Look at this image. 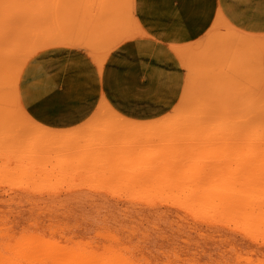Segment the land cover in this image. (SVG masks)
Segmentation results:
<instances>
[{
    "label": "rangeland",
    "instance_id": "1",
    "mask_svg": "<svg viewBox=\"0 0 264 264\" xmlns=\"http://www.w3.org/2000/svg\"><path fill=\"white\" fill-rule=\"evenodd\" d=\"M211 8L212 0H0V244L6 243V248L7 243L19 241L24 245L21 251L26 250L12 254L10 264H264V204L248 206L249 212L241 207L234 214L233 204L204 209L199 197L201 190L217 184L214 176L228 184L226 172L234 175L231 182L237 190L246 189L251 197L264 191V172L254 183L243 185L249 172L264 171L260 141L264 138L258 139L261 131L264 135V44L260 41L219 18L197 42L173 47L183 67L184 89L167 114L189 120L185 129L191 132L178 133L175 140L169 135L162 141L153 137L154 131L168 127L159 125L161 120L150 127L133 126L120 113L118 117V112L106 109L98 111L99 120L94 115L98 107L87 119L88 126L84 121L58 129L34 119L22 101L23 106L15 103L23 74L19 72L44 50L83 49L104 65L113 50L140 34L135 12L148 25H165L173 11H192L185 36L191 38L196 34L194 23L199 24V32L204 30ZM222 43L230 52L228 58ZM81 68L76 62L69 65L62 89L85 70ZM42 70L36 66L24 76V84L32 85V96L39 83L48 85L51 78L61 76L47 71L51 75L45 79ZM190 79L196 84L192 91ZM192 107L201 113L198 122ZM252 126L258 129L254 137ZM108 127L114 132L109 129V133ZM215 134L224 145L219 144L221 139L212 141ZM252 138L259 140L258 149ZM249 158L251 164L244 168L241 162ZM121 161L125 176L123 172L113 176L116 170L121 173L117 165ZM144 161L159 165L152 169L149 163V170ZM218 161L216 169L213 165ZM172 162L178 164L173 171ZM124 165L135 172L139 168L140 173L154 172L145 171L139 178V172L125 171ZM162 165L169 168L170 176ZM159 168L167 179H160ZM23 169L29 172L23 174ZM196 172L201 180L195 181L198 189L192 180ZM130 173H135V181H129ZM180 176L195 177L187 182L182 177L183 184L177 180ZM191 189L200 190L196 194ZM261 197L255 201L264 202Z\"/></svg>",
    "mask_w": 264,
    "mask_h": 264
},
{
    "label": "crops",
    "instance_id": "2",
    "mask_svg": "<svg viewBox=\"0 0 264 264\" xmlns=\"http://www.w3.org/2000/svg\"><path fill=\"white\" fill-rule=\"evenodd\" d=\"M135 14L140 34L113 50L102 69L88 52L78 48L55 47L33 57L26 65L19 85L22 104L29 114L43 125L65 129L86 121L106 99L126 118L135 121L158 119L178 104L184 89L183 67L173 47L197 42L214 28L219 18L264 44V0H212L204 30L199 32V24L194 23L196 34L191 38L185 36L187 26L191 25L192 11H173L165 25H148L137 12ZM74 62L95 78L90 91L93 97L79 108L70 107L65 113H57V107L51 103V99H47L49 104L41 108L34 105L32 85L24 84L26 72L41 66L50 73L58 71L61 76H65L69 65ZM52 87L59 95L61 81H54ZM57 95L52 101L54 104ZM72 113L75 117H70Z\"/></svg>",
    "mask_w": 264,
    "mask_h": 264
},
{
    "label": "bare ground",
    "instance_id": "3",
    "mask_svg": "<svg viewBox=\"0 0 264 264\" xmlns=\"http://www.w3.org/2000/svg\"><path fill=\"white\" fill-rule=\"evenodd\" d=\"M223 45H226V44H224V43H222V46ZM224 47V46H223ZM224 50L226 51V49H225V47H224ZM227 53H228V55H230L229 53L230 52H228V51H226L225 52V55L227 56ZM234 53H236V52H234ZM233 52H231V55L232 54H234ZM238 57H241V55H239ZM226 58H228V56L226 57ZM235 58H237L236 56H235ZM235 58H233V59H235ZM233 59H231L230 61H231V65H233ZM241 59V61H242V58H237V60L239 61ZM233 60V61H232ZM236 60V61H237ZM46 61V60H45ZM96 62V61H95ZM227 62V61H226ZM238 64V63H237ZM98 65V64H97ZM230 65V66H231ZM234 65H236V63L234 64ZM234 65L232 66V67H234ZM102 66H104L103 64H100V65H98V67H102ZM230 66H228V67H230ZM81 67V66H80ZM225 67H227V66H224V68ZM78 69V68H77ZM82 69V68H81ZM100 69H102V68H100ZM80 70V69H79ZM4 71V70H3ZM23 71H21V72H19V73H22ZM42 72H43V75H45V79L48 77V76H50L51 74H46V72H47V70L45 69V67H43V70H42ZM11 73H15V72H13V71H11ZM9 74V73H8ZM16 74H18V73H16ZM16 74H14L13 75V77H15L16 79H17V77H19V76H17ZM54 75V74H53ZM17 76V77H16ZM20 76H21V74H20ZM54 76H56V73H55V75ZM69 76V75H68ZM73 78V77H72ZM19 79H20V77H19ZM18 80V79H17ZM16 80V81H17ZM56 80L57 81H61V83H62V80H63V76L61 77H56L55 79H53V78H51L50 79V82H49V84L48 85H46V84H43L42 82L41 83H39L38 84V87H36V90H35V96H31V98H32V101H33V104L34 105H38L39 106V108H41L42 106H45V105H47V104H49V101H50V99L53 101L54 100V97L57 95L54 91H53V87H52V84L54 83V81L56 82ZM192 82V83H191ZM16 83V82H15ZM19 83V82H18ZM195 83H196V81H195ZM94 84H95V78L93 77V76H91L90 74H89V72L87 71V70H83V71H81L74 79H72V81L64 88V89H61V91H60V94L59 95H57V101H56V103L54 104V102H52L51 101V103L53 104V105H55V107H57V113H65V111H67V110H69L70 109V107H80L81 105H83V104H85V102L86 101H88V100H90L91 99V97H93V95L91 94V89H92V87L94 86ZM194 82H193V79H192V81H191V79H190V81H189V88H190V91H192L193 89H195V86H196V84H194ZM18 85V84H17ZM16 90H17V88H16ZM18 92V93H17ZM15 91V103L17 104L19 101L21 102L22 100L19 98L20 96V93H19V90L18 91ZM192 93V92H191ZM17 94H19V95H17ZM18 96V97H17ZM18 99H20V100H18ZM49 101H48V100ZM16 100H17V102H16ZM18 103V104H20V105H22L21 103ZM47 103V104H46ZM51 104V106L52 107H54L53 105ZM198 105H200L201 106V104H199L198 103ZM23 106V105H22ZM44 108V107H43ZM102 109H106V110H109V111H111V112H113L114 111V114H115V112H117L111 105H110V103L106 100V99H103V101H102V103L100 104V106H99V108L97 109V111H95L94 112V115H96V117H98V115L97 114H100V115H102L101 114V112L99 113L98 111L100 110H102ZM192 109L195 111L194 112V114H195V121H197L198 120V117H197V115L199 116V115H201V113L199 112V113H197V110L196 109H194V107H192ZM78 110V109H77ZM177 110H178V107H177ZM175 112V111H174ZM169 113H171V112H169ZM178 113V112H177ZM113 113H112V115H114ZM72 116H74V113H72L71 114ZM70 115V116H71ZM120 115H122V114H120ZM120 115H119V112H118V114H117V116L118 117H120ZM117 116H115V117H117ZM180 115H178V114H173V115H171V114H167L166 116H164V117H162V118H160V119H158V120H155V121H144V122H141V121H135V120H132V119H129V118H126L125 116H124V119L126 120V121H128L129 122V124H131V125H133V126H135V125H141V124H143V125H146V127H150V124H153L154 125V123L156 124V125H158V122L160 121V123H159V125H164V124H168V127L166 128V129H161V131H154V133L152 134L153 135V137L155 136H158L157 137V139H159V141H162L164 138V140H166L167 138H169V137H171V138H173V140H175V138L177 139L178 137H177V134L179 133H183V131H185L186 129H188V126H186V125H188L189 124V120H186V119H181V118H178ZM75 117V116H74ZM92 117V116H91ZM95 117V116H94ZM94 117H93V119H94ZM95 117V118H96ZM111 117V116H110ZM100 118H102V116L100 117ZM100 118L98 117V119L100 120ZM96 120V119H94L96 122H98L99 120ZM163 120V121H162ZM91 120L89 119V120H86L84 123H87V126H88V124H90V123H88V122H90ZM158 121V122H157ZM185 121V122H184ZM94 121L92 120V123H93ZM157 122V123H156ZM198 122V121H197ZM163 123V124H162ZM185 123V124H184ZM188 123V124H187ZM135 124V125H134ZM181 126H183V127H179L180 125ZM82 125V124H81ZM185 125V126H184ZM84 126H86V125H84ZM189 126H190V124H189ZM79 127V126H78ZM113 126H111V128H112ZM179 127V128H178ZM253 127V126H252ZM80 128V127H79ZM110 127H108V129H106V130H108L109 131V129L110 130H113V129H111ZM186 128V129H185ZM254 129H256V130H254L255 131V133H254V131L252 132L253 133V137H254V134L256 135L257 133V127H253ZM68 129V128H67ZM73 129V128H72ZM184 129V130H183ZM79 130V129H78ZM105 130V131H106ZM71 131H73L74 132V130H71ZM88 131V130H87ZM104 131V132H105ZM182 131V132H181ZM72 132V133H73ZM77 134H79L80 135V131H75ZM112 132V131H111ZM113 132H114V130H113ZM186 133H185V136H188V132H189V134L191 133L190 131H185ZM263 131H261L260 133L262 134V136L260 137V136H258L259 138L258 139H260V138H264V135H263V133H262ZM90 133V131L89 132H87V134H89ZM106 133H108V132H106ZM109 133H110V131H109ZM108 133V134H109ZM73 134H75V133H73ZM72 134V135H73ZM77 134H75L74 136H75V138H76V135ZM83 134H84V132H83ZM82 134V135H83ZM107 134V135H108ZM180 134V135H181ZM260 134V135H261ZM110 135H116V136H118L117 134H110ZM109 135V136H110ZM160 135V136H159ZM169 135V137H167ZM184 135V134H183ZM214 135V134H213ZM216 135L218 136V134H215V138H217V139H215L214 137V139L211 137V135L209 136V137H211V138H209V139H207V140H209V142H211V140L213 141V142H217V143H219L218 142V140H220L221 138H220V136L219 137H216ZM258 135V134H257ZM78 136V135H77ZM106 136V135H105ZM175 136V137H174ZM231 136H232V134H231ZM107 137V136H106ZM105 137V138H106ZM162 137V138H161ZM233 137H235V136H232V139H233ZM73 138V137H72ZM72 138H70V143L72 142L71 141V139ZM74 138V139H75ZM161 138V139H160ZM219 138V139H218ZM235 139V138H234ZM76 140V139H75ZM254 139L252 138V141H253ZM69 141H68V143H69ZM74 141V140H73ZM221 141H222V143L220 142L219 144H223L224 145V142L225 141H223V139H221ZM256 143H255V142ZM253 142H254V145H256V146H258V145H260L259 143H257V141L259 142V140H254ZM260 141L263 143L264 142V139L262 140V139H260ZM252 142V143H253ZM36 146V145H35ZM90 145H88V146H86L87 148L89 147ZM261 146V145H260ZM260 146H258V147H255L254 149H258ZM69 148V147H68ZM88 152V151H87ZM101 153V152H100ZM146 153V152H145ZM144 153V154H145ZM86 154V153H85ZM99 154V153H98ZM100 156V155H99ZM102 156H104V155H102ZM130 156V155H129ZM145 156V155H144ZM86 157V156H85ZM134 157V156H133ZM143 157V156H142ZM82 159H84V155H82V157H81ZM99 158V157H98ZM151 158H153V157H151ZM151 158H150V160H151ZM81 159V160H82ZM86 159V158H85ZM84 159V160H85ZM133 159V158H132ZM143 160L144 159H148L149 160V157L148 156H146V158L145 157H143L142 158ZM168 159V157L166 158L165 157V160H167ZM100 160H101V158H100ZM99 160V161H100ZM123 160V159H122ZM154 159H152V162H154L153 161ZM162 160H164V159H162ZM164 160V161H165ZM83 161V160H82ZM86 161V160H85ZM98 161V160H97ZM102 161H103V159H102ZM101 161V162H102ZM126 161V159L124 160V162ZM158 161V160H157ZM84 162V161H83ZM145 162V161H144ZM160 162H163V161H160ZM80 163H81V161H80ZM104 163V162H103ZM126 163H127V161H126ZM125 163V164H126ZM151 164V166L153 167H151V166H149L150 164ZM173 163V162H172ZM176 163V162H175ZM173 163V164H171L172 166H170V168L171 167H175V165H177L178 166V164L176 163ZM244 163V162H243ZM242 162H241V165H244V168H245V166H247V165H249L250 166V164H251V159L249 158V159H246V162H245V164H243ZM249 163V164H248ZM83 163H81V165L80 166H83V165H85L86 166V164H83ZM97 164V163H96ZM101 164V163H100ZM124 164V163H123ZM122 164V161H121V164L119 163V164H117L118 165V168H119V171L121 170L120 169V166L121 165H123ZM147 164H149V165H147V167H145ZM145 166L142 164V162L140 163V167H141V165H143L144 166V168H147V169H155V168H157L158 166H156L157 164L159 165V163L157 162H155V164H153V163H151V161L149 162L148 161V163H146L145 162ZM98 165H99V162H98ZM109 165V164H108ZM117 165H116V167H117ZM166 165V164H165ZM165 165H162L163 167H165V169H163V167L161 166L160 168L161 169H163V171H165L166 170V174H168L169 172H168V170L167 169H169L167 166H165ZM220 165V161H218V164L216 163V165L214 164L213 166H216L215 168L217 169V167ZM102 166V165H101ZM103 166H106V165H103ZM125 167L124 168H126L125 169V171H130V172H135V170H134V168L133 167H131L130 165H128V166H130L131 167V169H132V171H131V169L129 170V168H128V166H126V165H124ZM176 166V167H177ZM205 166V165H204ZM203 166V167H204ZM248 166V167H249ZM106 167H108L109 168V166H106ZM105 167V168H106ZM149 167V168H148ZM151 167V168H150ZM155 167V168H154ZM167 167V168H166ZM171 168L172 170L171 171H173L175 168ZM202 167V166H201ZM82 168H84V167H82ZM99 168H100V166H99ZM107 168V169H108ZM117 168V169H118ZM123 167H122V170L124 169ZM143 167H141V169H142ZM159 168V169H160ZM214 168V167H213ZM214 168V169H215ZM219 168V167H218ZM243 168V169H244ZM78 169H80V168H78ZM101 169V168H100ZM104 169V168H103ZM128 169V170H127ZM147 169H143V170H141V172L143 171V173L145 172V171H147V175H150V172H152V171H149L148 172V170ZM161 169H160V171H158L159 173H160V176H161V180L162 179H164L163 177H168V175L166 176V174H165V172H163V171H161ZM215 169V170H216ZM239 169V168H238ZM243 169H241V170H239V172L240 171H242L243 172ZM24 170H26V169H23V174H24ZM109 170V169H108ZM110 170H111V168H110ZM114 170H115V168H114ZM112 171L111 173H113V172H115V171ZM139 170H140V168L139 169H137V171L136 172H139ZM259 170V169H258ZM258 170H253V171H251V172H249V173H247V174H249L250 175V178L248 177L247 178V180L248 181H246V182H244V186H246L245 184H248V185H250V184H252V183H254L255 181H257L256 179L257 178H259V176L258 175H260V174H262V172H264V171H262V170H260V171H258ZM27 171V170H26ZM117 172H115L116 173V175L115 174H113V176H119V175H122L123 173H124V175H122V177L123 176H125V172H123V171H120L121 173H119L118 172V170H116ZM170 171V172H171ZM197 171V170H196ZM201 171H202V173L201 174H203V172H204V170H202V168H201ZM200 171V172H201ZM27 172H29V171H27ZM31 172V171H30ZM123 172V173H122ZM135 172V173H136ZM154 172V171H153ZM152 172V173H153ZM199 172V171H198ZM198 172H196V173H194L195 175H197L196 176V178L194 179H192V177H195V176H190V177H183L184 179H185V181L187 180L188 181V179H192V180H194V182L195 181H197V180H199V181H201L200 179H202V177L204 176H202L201 174H200V172L198 173ZM232 172V171H231ZM230 172V173H231ZM246 172H248V170H246ZM26 173V172H25ZM47 173H49V172H47ZM117 173H118V175H117ZM134 173V174H135ZM140 173V172H139ZM138 173V174H139ZM143 173H140V175H137L138 177L139 176H141V174H142V177L143 176H145L146 174H144L143 175ZM172 173V172H171ZM200 174L199 175V177L200 176H202V177H200V179H198V174ZM234 173V172H233ZM134 174H129L130 176H134V177H136V175H134ZM137 174V173H136ZM226 174H227V176H228V178H230V181H228V184L226 183V184H221V182H220V179L221 178H218V176L216 177V176H214V178H217L215 181H216V183L218 184H221V185H217V184H215L214 183V187H212L213 189L212 190H209V189H205L204 191H200L199 193H200V200H201V202H202V206H203V208L204 209H210V210H212V211H214L215 209H217V208H226V207H228V206H230V205H232V206H235V208H233V210H232V212L234 213V214H236L237 212H238V210L241 208V207H243V208H245L246 210H248V212H249V208H251V206H254L255 204L256 205H258V203H259V205L260 204H264V202H262L261 203V201L260 202H257V201H255V199L256 198H260L261 196V198H264V191H262V190H258L259 192L257 193H255L254 195H256V194H258L257 196H254V197H251V196H249V194H247V190L245 189V191H242V190H237V184H236V186H235V183H233V185H232V182H231V179H232V181H234L233 180V176L234 175H232V173H231V177H229V172L227 173L226 172ZM248 175V176H249ZM31 176V175H30ZM48 176V175H47ZM127 176H128V172H127ZM126 176V180H128V177ZM132 176V177H133ZM169 176H170V173H169ZM205 176H206V174H205ZM134 177L133 178H131V177H129L130 179H129V181H135V179H134ZM137 177V178H138ZM142 177H139V178H142ZM181 177V176H180ZM181 177V179L179 180V179H177L179 182H181L182 180H184L183 178ZM138 178V179H139ZM132 179V180H131ZM167 179V178H166ZM197 179V180H196ZM235 179V178H234ZM219 180V181H218ZM261 180V179H260ZM263 180V179H262ZM129 181H127V183H130ZM165 181H167V180H165ZM177 181V182H178ZM186 181V182H187ZM198 181V182H199ZM236 181V180H235ZM163 182V181H162ZM177 182L175 183L176 185H177ZM179 182H178V185H179ZM186 182H181V183H186ZM230 182V183H229ZM164 183V182H163ZM167 183V182H166ZM165 184V183H164ZM197 183L195 182L193 185H195L196 187H197V185H200V184H197ZM129 185V184H128ZM241 185V184H240ZM193 187V186H192ZM196 187H194V188H196ZM240 187V186H239ZM262 188V187H261ZM196 189H198V187L196 188ZM202 189V188H201ZM191 190H193V192H195L196 194L198 193L197 191H199V190H195V189H191ZM209 190V191H208ZM191 192V191H190ZM193 192H191V195H192V193ZM249 192H251V191H248V193ZM194 194V193H193ZM252 194V192L250 193V195ZM261 194V195H260ZM190 195V197H192ZM260 195V196H259ZM196 197H197V195H195L193 198H195L196 199ZM248 197V198H247ZM193 198H190L191 200H194ZM260 200V199H259ZM258 200V201H259ZM244 201V202H243ZM255 201V202H254ZM264 201V200H263ZM257 202V203H256ZM254 203V204H253ZM243 204V205H242ZM248 206H249V208H248ZM253 209V208H252ZM251 209V210H252ZM255 210V209H254ZM254 210H252V211H250L251 212V214L250 215H253L254 214ZM249 221H250V219H249ZM264 223V222H263ZM11 240V239H10ZM18 242V243H17ZM16 242V244L15 245H12V246H14V248H10V247H12V246H9V244L7 243V246H6V248L4 247L5 245H6V243H5V245L2 247L1 245L2 244H0V248L2 249V250H0V264H10V262H8L10 259H12V254H14V256L18 253V252H26V250L24 251L23 249H22V251H21V248H23L24 247V245H22L21 243H19V241H17ZM20 242H21V240H20ZM22 243H23V240H22ZM8 247L10 248V249H8ZM4 249V250H3ZM80 251L81 250H79V253H80ZM82 251H85V250H82ZM87 252V251H86ZM4 254V255H3ZM7 254H9V255H7ZM240 258H242V257H240ZM249 261V260H248ZM90 263V262H89ZM261 263V262H260ZM93 264H97L96 262L95 263H93ZM256 264V263H255Z\"/></svg>",
    "mask_w": 264,
    "mask_h": 264
}]
</instances>
